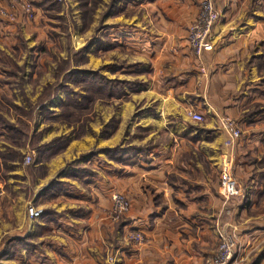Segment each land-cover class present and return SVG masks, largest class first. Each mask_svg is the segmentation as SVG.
<instances>
[{
  "label": "crops",
  "instance_id": "obj_1",
  "mask_svg": "<svg viewBox=\"0 0 264 264\" xmlns=\"http://www.w3.org/2000/svg\"><path fill=\"white\" fill-rule=\"evenodd\" d=\"M27 1L30 14L0 16V47L19 29L37 30L43 0ZM199 2L123 0L121 16L107 9L112 47L92 54V71L139 85L117 110L113 97L95 102L89 134L63 132L64 146L51 142L57 134L41 137L24 166L0 126V264H213L225 233L237 239L228 264H264V0H215L212 48L200 59L186 41ZM8 95L13 108L14 56L0 53L6 107ZM54 100L38 110L64 99ZM226 119L240 130L233 143ZM226 171L239 189L229 200ZM113 192L130 202L118 222L108 216ZM28 206L41 216L30 219ZM135 230L145 237L138 245Z\"/></svg>",
  "mask_w": 264,
  "mask_h": 264
},
{
  "label": "rangeland",
  "instance_id": "obj_2",
  "mask_svg": "<svg viewBox=\"0 0 264 264\" xmlns=\"http://www.w3.org/2000/svg\"><path fill=\"white\" fill-rule=\"evenodd\" d=\"M21 1L30 3L27 0ZM46 2L40 6L43 12L37 24H33L37 30L30 29L26 32L19 29L14 32L12 44L0 47V53L14 56V107L10 108V95L1 96V101L7 107L0 104V126L8 137H13L14 159L24 166L32 163L31 150L35 148L38 139L54 137L57 134L59 138H52L51 141L56 142L65 138L63 132H69L77 138L89 134L95 102H105L113 97L117 110L123 102L129 101L128 94L138 91L139 85L132 81L130 85L116 88L117 93L108 97L105 92L107 89L99 92L102 94L98 93L97 79L94 80L97 74L92 71V54H97L99 50V54L106 56L107 49L112 47L107 36V9L114 6L117 9L116 16L121 14L122 11L119 9H123V0H46ZM39 56L36 62L35 58ZM18 61L22 62L18 64ZM27 73L29 75L35 73L36 77L30 79ZM46 80L48 82L43 84ZM59 94L64 100L56 109L38 110L37 106L53 103ZM41 117L45 127L39 125L41 130L34 138L33 128L39 124L38 118ZM137 133L133 135L137 137ZM7 140L9 142L10 138ZM63 140L62 146L66 144L65 139ZM151 148L153 146L149 143L141 147L146 150ZM119 149L117 146L116 150ZM26 156L31 158L29 164L24 163Z\"/></svg>",
  "mask_w": 264,
  "mask_h": 264
},
{
  "label": "built area",
  "instance_id": "obj_3",
  "mask_svg": "<svg viewBox=\"0 0 264 264\" xmlns=\"http://www.w3.org/2000/svg\"><path fill=\"white\" fill-rule=\"evenodd\" d=\"M7 8L0 6V16L12 20L16 16V9H19L27 14L31 13L32 7L30 3L21 0H12L7 4ZM218 19V13L214 7V0H201L196 18L189 24L186 33V41L189 49L198 59L202 55L211 50V33ZM190 118L196 122H202L203 117L195 112L189 113ZM225 127L230 131L229 142L233 143L240 136V130L233 121L226 119ZM30 156L24 158V163L29 164ZM220 185L223 189L224 196L227 200L233 199L239 195V189L235 179L230 171H226L221 179ZM110 208L108 216L112 221H118L126 216L130 210V202L126 196L121 193L113 192L110 195ZM42 211L34 206L27 207V215L30 219L40 217ZM130 240L135 245L142 243L145 239L144 235L135 230L130 234ZM237 247V240L232 235L224 234L220 237L217 251L213 257V264H228L234 257V252Z\"/></svg>",
  "mask_w": 264,
  "mask_h": 264
},
{
  "label": "trees",
  "instance_id": "obj_4",
  "mask_svg": "<svg viewBox=\"0 0 264 264\" xmlns=\"http://www.w3.org/2000/svg\"><path fill=\"white\" fill-rule=\"evenodd\" d=\"M47 3L46 0H43L41 2V7L43 6V4ZM97 79V91L99 92H103L104 89L105 92L107 93L106 95L108 97H110L112 94H116V88H122L124 85H130L131 82H126V81H120V80H106L104 77L98 76L96 75V77L94 78V80ZM133 84V83H132ZM138 84V83H137ZM134 85V84H133ZM109 88V89H108ZM102 94V93H99Z\"/></svg>",
  "mask_w": 264,
  "mask_h": 264
}]
</instances>
